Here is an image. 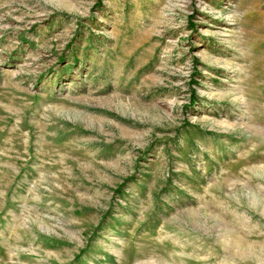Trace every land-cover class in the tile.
Listing matches in <instances>:
<instances>
[{
	"label": "rangeland",
	"instance_id": "obj_1",
	"mask_svg": "<svg viewBox=\"0 0 264 264\" xmlns=\"http://www.w3.org/2000/svg\"><path fill=\"white\" fill-rule=\"evenodd\" d=\"M0 264H264V0H0Z\"/></svg>",
	"mask_w": 264,
	"mask_h": 264
}]
</instances>
